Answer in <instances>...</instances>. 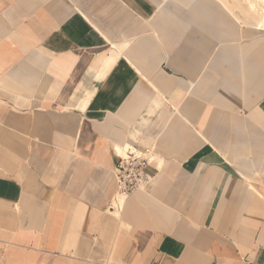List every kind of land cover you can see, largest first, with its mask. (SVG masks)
Masks as SVG:
<instances>
[{"label": "crops", "instance_id": "1", "mask_svg": "<svg viewBox=\"0 0 264 264\" xmlns=\"http://www.w3.org/2000/svg\"><path fill=\"white\" fill-rule=\"evenodd\" d=\"M261 25L220 0H0L8 260L264 264ZM128 150L150 183L114 213Z\"/></svg>", "mask_w": 264, "mask_h": 264}, {"label": "built area", "instance_id": "2", "mask_svg": "<svg viewBox=\"0 0 264 264\" xmlns=\"http://www.w3.org/2000/svg\"><path fill=\"white\" fill-rule=\"evenodd\" d=\"M120 162L115 170L117 192L108 210L114 213L122 211L124 203L138 190L150 183L146 168L152 160L135 151L127 152L126 156H119Z\"/></svg>", "mask_w": 264, "mask_h": 264}, {"label": "rangeland", "instance_id": "3", "mask_svg": "<svg viewBox=\"0 0 264 264\" xmlns=\"http://www.w3.org/2000/svg\"><path fill=\"white\" fill-rule=\"evenodd\" d=\"M228 9L232 12L233 16L236 17L240 22L243 23H255V22H264V2L262 0H250L254 2L253 4L258 6L256 10H250L248 0H220ZM245 1V2H244ZM262 1V2H261ZM256 2V3H255ZM260 2V3H259ZM263 8V11H262ZM263 12H261L260 10ZM264 29V28H263ZM12 249L10 250L7 246L0 245V264H106V263H96L95 261L88 262V261H76L69 258L64 257H57L55 259L51 258H33L30 254L26 253H14V258L9 261L8 258L11 253Z\"/></svg>", "mask_w": 264, "mask_h": 264}, {"label": "bare ground", "instance_id": "4", "mask_svg": "<svg viewBox=\"0 0 264 264\" xmlns=\"http://www.w3.org/2000/svg\"><path fill=\"white\" fill-rule=\"evenodd\" d=\"M248 1H250V0H248ZM262 1L264 2V0H262ZM262 1H261V2H262ZM244 2H245V1H244ZM257 2H258V0H257ZM248 3H250V4L248 5ZM253 3H254V2H251V1H250V2H247V5L249 6L250 9H252V10H256L258 6L254 5ZM255 3H256V2H255ZM259 3H260V2H259ZM263 4H264V3H263ZM259 10H260V9H259ZM260 11H261V10H260ZM262 11H263V8H262ZM262 11H261V12H262ZM262 13H263V12H262ZM261 26H262V28H264V22H262V25H261ZM126 154H127V153H126ZM126 154H125L123 157H125Z\"/></svg>", "mask_w": 264, "mask_h": 264}]
</instances>
